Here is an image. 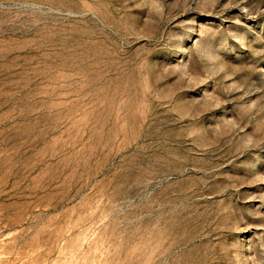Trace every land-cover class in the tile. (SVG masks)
I'll return each mask as SVG.
<instances>
[{
	"label": "rangeland",
	"instance_id": "374dc122",
	"mask_svg": "<svg viewBox=\"0 0 264 264\" xmlns=\"http://www.w3.org/2000/svg\"><path fill=\"white\" fill-rule=\"evenodd\" d=\"M0 264H264V0H0Z\"/></svg>",
	"mask_w": 264,
	"mask_h": 264
}]
</instances>
